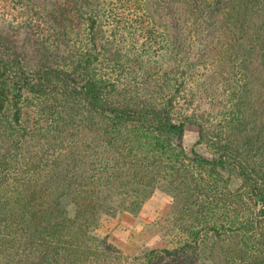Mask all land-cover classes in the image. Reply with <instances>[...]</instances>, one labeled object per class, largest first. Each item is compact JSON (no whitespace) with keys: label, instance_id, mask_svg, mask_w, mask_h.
Here are the masks:
<instances>
[{"label":"trees","instance_id":"16d2710c","mask_svg":"<svg viewBox=\"0 0 264 264\" xmlns=\"http://www.w3.org/2000/svg\"><path fill=\"white\" fill-rule=\"evenodd\" d=\"M64 1L58 61L0 35V264H113L101 217L138 212L159 186L164 247L142 264H264V0H132L144 43L130 51L123 0ZM74 126L95 138H48Z\"/></svg>","mask_w":264,"mask_h":264},{"label":"rangeland","instance_id":"374dc122","mask_svg":"<svg viewBox=\"0 0 264 264\" xmlns=\"http://www.w3.org/2000/svg\"><path fill=\"white\" fill-rule=\"evenodd\" d=\"M36 1L42 5L45 4L43 0ZM53 2L61 7L65 5L64 0H53ZM113 4L117 5L118 3L114 1ZM58 6H50L45 11L41 5L33 6L30 4L29 9L16 10L11 7V4H6L4 1L0 2V35L7 42L6 47L12 53H23L36 64L58 61V57L63 54L61 44H63L65 38L64 30L59 29L57 25L60 23ZM116 7L118 8V18L123 20L117 38L120 42V48L127 51L140 49L144 43V38L141 35L142 28L136 26L137 24L134 21L141 13L135 10L132 0H123ZM54 18L57 22L54 21ZM4 21H7L6 25H2ZM104 21L107 22L109 28L112 20L109 21L105 18ZM133 22L136 25L131 27L130 24ZM205 109L209 110V107L206 106ZM27 111L30 122L36 121L35 110L28 109ZM49 126L46 123L45 127ZM71 129L72 131L69 134L65 133L59 136L56 132L48 138L53 139L54 142L57 138H65L66 144H77V150H79V145H84V142L90 143L91 139L95 138L93 132L80 131L75 126ZM80 138H83V140L80 141ZM198 139V128L188 125L182 145L188 150L193 149ZM46 149L48 148L46 147ZM68 150H65V155L72 154ZM84 150V147H82L81 151ZM196 150L201 154H205L204 149L201 147H197ZM84 154L92 156L93 159L94 155L90 151L87 150ZM65 204L71 215H73V206L68 201H65ZM172 204V195L164 186H159L138 212L122 210L117 213L104 214L101 217L97 234L106 239L107 245L119 258L114 259L113 264H142L147 253L164 247V241L160 233L161 229L159 228L161 225L159 224L168 216ZM157 225L159 226L157 227ZM160 264L169 263L162 262Z\"/></svg>","mask_w":264,"mask_h":264}]
</instances>
